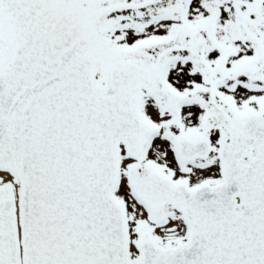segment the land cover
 I'll list each match as a JSON object with an SVG mask.
<instances>
[{"label": "snow or ice", "instance_id": "1", "mask_svg": "<svg viewBox=\"0 0 264 264\" xmlns=\"http://www.w3.org/2000/svg\"><path fill=\"white\" fill-rule=\"evenodd\" d=\"M0 264H264V0H0Z\"/></svg>", "mask_w": 264, "mask_h": 264}]
</instances>
